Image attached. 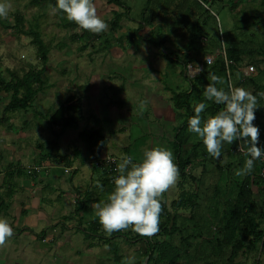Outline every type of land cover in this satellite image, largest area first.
Segmentation results:
<instances>
[{"label": "rangeland", "instance_id": "rangeland-1", "mask_svg": "<svg viewBox=\"0 0 264 264\" xmlns=\"http://www.w3.org/2000/svg\"><path fill=\"white\" fill-rule=\"evenodd\" d=\"M122 1L127 7L107 0H95L98 14L108 23V30L93 34L81 29L74 22L68 21L65 14L59 15L57 11L54 12L55 5L51 3L39 4L32 0H11L13 10L7 19H0V75L4 79H10L11 74H14L12 77L16 78L28 69L44 66L40 75L42 83L31 105L8 110L15 111L10 116L14 122L12 131L16 133L15 131L21 129L31 130L37 126V123H41L37 126L38 128L35 127L41 129V135L35 133L32 138H23L18 135L14 137L15 134L8 135L6 130L2 129L0 131L2 161L5 154L13 156L12 159L21 158L22 160L16 166L25 171L27 151H31V148L37 145V141H41L37 140L36 136L43 140V146L48 151L63 150L64 142L54 131L56 129L48 124L46 117L60 101L73 94L80 96L83 101L80 112L77 114L81 120L79 123L81 127L87 123L85 128L92 125L97 127V124L90 119L92 113L95 117L101 113L114 116L112 121L103 124L102 129L104 127L103 132L109 140L106 143L108 151L116 154L117 157L126 156L128 153L133 157L134 162H139L145 150L158 146H166L173 152V148L171 149L173 124L184 123L185 108H180L184 116H174L172 96L175 92H184L189 89L190 82L194 79L184 70L182 60H191L196 64L206 52L198 50V44L207 46L210 52L222 42L224 45L246 46L251 52L244 56L243 61L252 62L255 65V61L264 56V7L260 5V2L264 0L216 2L211 9L217 12L219 19L211 20L210 24L209 17L206 30L208 28L211 30L208 29L206 35L200 37L203 41L200 42L198 37L192 43L184 22L186 16L188 18L187 11L192 4H195L193 0H184V3H191L183 7L186 10L178 5L181 0ZM114 10L122 13L119 24L115 27L112 25ZM177 15L182 16L183 21H179L181 18L178 20ZM150 17L153 18L151 23L141 24L143 20L148 21ZM217 29L220 35L217 34ZM32 31L38 32L43 42L48 45V58L45 62L39 57L37 46L33 42ZM75 33L79 35L75 36ZM128 33L133 34L131 43L128 41ZM163 52H170L171 55L177 56L179 61L170 59ZM260 66L263 67L262 62ZM209 67H205V72L202 71L203 73L197 75L194 89L190 91L187 98V102L194 107L199 102L207 104L202 113L204 118L211 115L209 104L212 101H206L203 96L205 86L210 82V72L215 71V67L212 70ZM259 70L262 69L259 68ZM91 76H99L100 84L93 86L94 82H89ZM128 76H132L133 79L139 78L138 81L141 82L137 85L130 83L129 89L125 90V92L132 90L133 96L129 100L123 99V91L119 92L115 87L123 80H127ZM107 78L114 87L111 86L109 89L106 87L104 82ZM256 80L261 84L259 93L264 92V71L258 73ZM237 83L234 87H244L248 90L255 87L249 80H246L244 84ZM79 85L85 87L81 88ZM86 87H93L92 90L101 88L100 95L93 93L91 96L88 89L85 91ZM103 87L109 91L106 89L103 93ZM250 91L253 92V89ZM20 95H23L22 91ZM8 97L9 92L0 89V116L7 113L4 105ZM141 101H146V107L142 112ZM159 104L166 106L162 111L158 109L154 111L153 108ZM260 104L264 106V99H260ZM259 108L255 112L256 126L264 124V115L261 117ZM128 112L130 114L127 117L126 128L117 129L115 124L117 126L122 123ZM164 116H167L168 120L162 119ZM171 116L176 117L174 122L171 121ZM96 121L98 119L95 123ZM157 124H160L162 128ZM81 127L77 126L75 130H72L73 127H68L72 131L71 135L78 139V142L81 139L79 135ZM112 131H115V135L119 134L116 144L110 142L113 136ZM263 137L259 134V140ZM178 141L182 148V155L190 157V164L185 167V175H179L177 185L162 197L167 210L172 217H175L176 229L173 232L159 230L151 238L156 241L166 239L181 247L180 258L175 264H264V237H254L247 241L238 254L230 260L228 259L231 252L230 241L239 236V231L235 229L232 233L223 228L230 209L237 202H241L242 198L238 196V192L245 185L250 187V200L253 199L258 207L254 217L264 235V196L254 181L259 170V166H255L257 163L254 162V170L250 174L238 177L235 175V170L243 167L247 157L243 152L233 148L232 144L236 141L230 145H224L220 159H215L207 153L202 141L188 131V125L184 126L180 132ZM14 144L18 150H15ZM83 167L81 171L85 170L86 176L76 182L75 192L74 189L71 190L73 197L64 195L63 198H70L65 199L67 203L74 198V206L84 199L87 207L81 209L79 213L71 211L70 215L77 216V219L61 220L63 226L60 225V221L46 230L45 237L41 240L44 242L52 240L51 231L53 230H67L71 237L70 241L67 237L64 247L61 246V253H58L54 260L44 264H121L127 256H134L135 264H141V260L145 258L144 252L147 246L145 237L138 235L131 227L125 231L114 232L109 237L100 225L98 217L95 216L93 205L106 201L107 195L114 189V184H102L103 191L97 188L96 184L87 186L89 197L85 199V185L89 182V177L96 176L95 179L101 183L104 174L97 168L92 169L89 164ZM35 177L29 176L33 179V183L29 180L30 185H35ZM74 178L78 179V173ZM67 181H65L66 184H70ZM36 193L40 200L46 198L57 202L56 190H43L42 187L37 189ZM192 195H195L193 197L195 205L187 202L186 198L181 204L175 205L173 202L186 196L192 197ZM25 197V193L15 194V198L24 199ZM42 205L46 209H51L46 202ZM163 219L161 215V221ZM93 220L96 222L94 223ZM171 222L170 219L168 228ZM228 236L230 241L227 240ZM105 246H108L110 250H106ZM32 250H29V253L27 251L20 254L6 253V257L11 256L16 259L22 256V258L30 257L31 259L35 255ZM54 252L57 253L58 250ZM51 255L54 256V253ZM145 260H148L147 256Z\"/></svg>", "mask_w": 264, "mask_h": 264}, {"label": "clouds", "instance_id": "clouds-1", "mask_svg": "<svg viewBox=\"0 0 264 264\" xmlns=\"http://www.w3.org/2000/svg\"><path fill=\"white\" fill-rule=\"evenodd\" d=\"M12 10L11 0H0V19H7ZM53 11L62 12L68 21L93 34L108 30V23L98 14L95 0H56ZM210 80L212 82L205 86L203 96L206 101L223 105V108L204 118L202 113L207 104L197 103L194 115L188 119V131L202 141L207 153L215 159H220L225 144L240 141L238 150L241 151L246 145L244 165L235 170L236 176H246L254 170V162L264 157V147L258 146L259 128L254 124L255 111L262 106L260 99H264V92L254 95L244 87H230L226 91L217 87L223 83L221 77L210 74ZM145 107L146 101H141V112ZM174 160V153L166 146L145 150L139 162H134L132 156L121 158L113 191L107 195L106 201L93 205L95 216L107 236L130 227L142 237L159 232L162 197L179 181V168ZM95 186L103 191L99 181ZM14 234L9 222L0 218V247ZM105 249L110 250L108 246ZM121 264H135V257L127 256Z\"/></svg>", "mask_w": 264, "mask_h": 264}, {"label": "trees", "instance_id": "trees-1", "mask_svg": "<svg viewBox=\"0 0 264 264\" xmlns=\"http://www.w3.org/2000/svg\"><path fill=\"white\" fill-rule=\"evenodd\" d=\"M32 1L35 3H39V4L44 3V2L51 3L53 5L56 4V0H32ZM107 1L118 4L119 6L127 7L126 4L122 0H107ZM193 1L195 2V4H192V7L187 11L188 18L186 16L185 22H184L187 28V31H188L190 43H192L198 37H199L200 42L203 41L200 37L202 35L205 36L206 35L205 33H207V30L209 29L208 28L206 30V27L208 24L207 19L210 17L209 21L211 24V20L213 19L216 20L218 18L217 12L211 9L212 5H214L216 2L222 3L225 0H193ZM178 3H179L178 4L179 6H182V9L183 7H185L186 4L187 5L191 4V3H184V0H181ZM260 5L264 7V2L261 1ZM183 10H186V9H183ZM57 13L59 15L62 14V12L60 11H57ZM121 14L122 13L120 11L114 10V19L112 21V25L114 27L118 26L119 24L118 21H119ZM181 17L182 16H178V15L176 16L178 20ZM148 19H149L148 21L143 20L141 24L148 25V23H151L153 21V18L151 17ZM179 21H183V18H181ZM217 31H218L217 34L220 35L219 29H217ZM31 34L33 35V42L37 46V52L39 53L40 59L43 62L47 61L48 45L43 42L38 32L32 31ZM74 35L78 36L79 34L75 33ZM128 41L130 43L133 41L132 33H128ZM219 42H220V36H219ZM216 46H221V44L219 43V45H216ZM198 47H199L198 50L202 52H205V51L207 52L209 50L207 46H200L198 44ZM225 50H226L227 59H230L231 62L226 64L224 58L220 54L216 55L215 60L211 64H204L201 71L198 74H196L194 77H192L194 78L193 82L190 80V78H187L189 79V81H191L189 89H186L184 92H175V94H173L172 96L173 105L175 108L174 111L176 114H178L179 112L177 108H182V107L185 108V121L184 123L175 125L174 128H172L173 129V134H172L173 139L171 140L172 142L171 145H172L173 153L175 157L174 162L178 166L179 175L181 176L185 175V167L190 164V157L182 155V150H181L182 148L180 144H178L180 142L179 141L177 142V140H179L180 132L182 131L184 126L188 124V119L192 115H194V106H191V104L187 102V98L189 94L192 92L191 90L194 89V81L197 79V75L205 72L204 68L207 66H210L209 67L210 70H212V68L215 67V71H211L210 73L216 74L217 76L222 78L223 86H221V84H217V87H223L227 91L229 89V77L227 76V70H228L231 74L230 79L234 81V84H236V82L244 84L246 80H249L253 85H255L253 93L255 94L259 93L261 84L256 80V78L260 71H264V66L262 68L260 66L261 62H262V65H264V56H262V58H260L259 60H256L255 61L256 65H255L252 62L243 61L244 60L243 55H246L251 52L246 46L225 44ZM163 53L166 54L170 59L179 61L177 56L171 55L170 52H163ZM201 58L199 62L196 63L195 65L200 63ZM189 61L192 62L191 60ZM189 61L182 60V64L184 65V70H186V64ZM247 63L249 64L251 63L254 65L256 76H254L255 74H253L250 77L248 76L247 78H244L246 80H240L241 71H240L239 66L245 65ZM259 68L262 70H259ZM43 69H44V66H42L41 68L28 69L24 74L20 76L18 75L16 76V78L15 77L13 78L12 76L14 74H11L10 79H4L0 75V89L6 92H9V97H8L9 99L4 105L5 110H16V109L24 108V107L31 105L35 94L40 89V84L42 83V79L40 78V75ZM201 80L203 79L201 78ZM209 81L210 82H208L207 84L212 82L211 80ZM21 91L23 92V95H20ZM209 106L211 107L210 108L211 113H215L216 112L215 108L219 107V105L215 104L214 102L209 104ZM80 109H81L80 96L75 95V94L69 95L67 96L65 100L59 102L58 106L46 117V120L51 127L53 125H60L61 128L76 127L78 124L77 114L80 112ZM79 135L81 139L84 140L87 148L93 151L94 153H99L101 148L104 146L105 136L99 127L90 126L88 128H83L82 130L79 131ZM238 144H239L238 141L233 143L232 144L233 148L237 149ZM37 145L39 147H43V143L41 142H39ZM49 155H50L49 151L42 152L39 156V159H37V161H43V159H46ZM55 160L60 161L61 159L59 158ZM64 161L68 163L70 160L65 159ZM255 162L259 163V160H256ZM255 166H259V164ZM17 168H21V167H17ZM43 171L44 169H42L36 175L40 174ZM27 174L28 176L31 175L29 173ZM255 176H256V179L254 178L255 179L254 181L255 183L258 184V187L262 194V186H261L262 182L258 174ZM103 177L104 178L102 179L101 184H108V185L114 184V182H109L108 177H106L105 175H103ZM250 194H251L250 187L245 186V185L241 187V190H239L238 192V196L242 198L241 202H237L236 205L230 209L229 214L226 218V222L223 226V228L226 229V231H229L232 233L234 232L235 229H237V232L239 231V236L234 237L233 240L231 241L229 240V236L227 239L228 241H230V245H231V252H230V255L228 256V259L230 260L236 254H238L239 250H241L244 247L247 241L252 240L254 237H260V238L264 237L263 231L258 228V224L255 221L254 214L256 210H258V207L256 205V202L253 199L250 200ZM88 197H89V194L88 192H86L85 199ZM193 197H195V195H192V197L186 196L182 199L181 198L176 199L173 202L175 205L181 204L182 201H184L186 198L187 202H190L192 205H195V200L193 199ZM162 206H163V211L161 215H163L164 219L159 224V230H163L167 232L169 230L173 232L176 229L175 217L174 216L172 217L170 212L167 210L166 204L163 200H162ZM86 207H87V203L83 199L82 201L77 203V205L74 208V211L76 213H79L81 209H85ZM170 219L172 222H171V226L168 228V223ZM93 222L95 223L96 220H93ZM145 242L147 246H146V250L144 253H145V258L147 256L148 260L146 261L145 258H143L141 260V264H175L176 261L180 258L181 247L172 243L171 241H168L166 239L156 241L152 239L151 237H145Z\"/></svg>", "mask_w": 264, "mask_h": 264}, {"label": "crops", "instance_id": "crops-1", "mask_svg": "<svg viewBox=\"0 0 264 264\" xmlns=\"http://www.w3.org/2000/svg\"><path fill=\"white\" fill-rule=\"evenodd\" d=\"M217 19H219V17ZM222 45L225 47L224 43H222L221 46ZM221 46L216 47L215 49H213L210 52H215ZM242 46H244V45H242ZM206 53H209V52L207 51V52H205V54ZM244 56L245 55H243V58H244ZM247 64H249V63H247ZM243 66L244 65L239 66L240 71H241L240 72V80H246L244 78H247L248 76L250 77L253 74H255L254 76H256V72H254L250 75H247V76H243L242 70H241L243 68ZM262 66H264V65H262ZM185 73L186 72H184V75H185ZM227 76L229 77V88L234 87V81H232V79H230L231 78L230 72L227 73ZM110 80H111V78H110ZM127 80H123L122 83H118L115 87L117 88V91H119V92L123 91V94H124L123 99L126 98L129 100V99H131V96H133L132 90H130L128 92H125V90L129 89L130 83L137 85L141 82L138 81V80H140L139 78L133 79L132 76H128ZM92 81L94 82L93 86L99 85L100 84L99 76H96V77L91 76L89 79V82L93 83ZM105 81L106 82H104V83H105L106 87H108V89L111 86L114 87V84L111 85L110 84L111 82L109 83L108 78ZM79 87L83 88L85 86L79 85ZM87 89H88V93L91 94V96L93 93L100 95L101 88H99V90H97V89L92 90L93 87H90V88L86 87L85 91ZM106 89L107 88L103 89V93L106 92ZM108 89H107V91H109ZM251 89L254 90V88H251ZM260 90H261V88L259 89V92H260ZM258 99H260V98H258ZM80 101H81V107H82L83 101H82L81 97H80ZM124 103H125V100H124ZM160 104L157 107L153 108V110L156 111V109H158L159 111H162L163 107H165L166 105L161 106ZM101 105L103 107V104H101ZM169 105H171V103ZM154 106H156V105H154ZM222 108H223V105H221V106L219 105L218 108H215L216 109L215 113H211V110H210L211 115H215ZM177 109L179 110V112H178V114H176L174 111V113H175L174 116H181L182 110H180V108H177ZM259 109H260L261 117H262L264 115V113H263L264 106L262 105L261 108H259ZM14 112L15 111H8L7 110V113H5V115L0 116V131L3 129V130H6V133L8 135L15 134L14 137H16L18 135V136L23 137V138L24 137L32 138V137H34L33 134H35V133H38V135H41V129L35 128L37 126H40L41 123H39V124L37 123V126L33 127L34 129H31V130L30 129H21V130L15 131L16 133H14V131H12L13 126H14V122L12 120V117H10L12 114H14ZM167 113H168V111H167ZM129 114H130V112H128L127 116H125L123 118L124 121L122 123H119L117 126L115 124V127L117 129L123 130L126 128L127 117ZM211 115H209V116H211ZM182 116H184V115H182ZM95 118L98 119V121H96V123H95V120H96ZM113 118H114V116L107 115L106 113H104V114L101 113L96 117L92 113L90 116V119L93 120L94 124H97L96 126L99 127L102 130V132L104 129V127L102 129L103 124L106 122L112 121ZM170 118L172 119L171 120L172 122H174V120L176 119V117L173 118L172 116ZM162 119L168 120V117L164 116ZM80 121L81 120L79 117L78 118V124H77L78 128L81 127L79 125ZM167 124H168V122H167ZM175 125H176V123L173 124V126H175ZM85 126H82L80 128V130L85 128ZM157 126L162 128L160 124H157ZM52 127L54 129H56L54 131L57 132V135H60L59 137L64 142V144L62 145L63 150L58 149L59 150L58 152L49 151L50 155L46 159H43V162L46 163L47 168L45 167L44 171L35 177L36 182H35L34 186L29 184V180H31V179L26 174V172L21 168H16L17 167L16 164L19 161H21L22 159L21 158L19 159L16 157L14 159H12L13 156L11 157V155H9V154H7V155L3 154L4 160L2 161V159H1L2 153L0 152V167H1L0 168V171H1L0 172V218L6 219L9 222L10 226L14 229V233H15L14 236L11 237L3 247H0V264H44L50 260H54L56 258V255L58 256V253H61V250H60L61 246L64 247V243H65V241H67V237L70 241L71 235H70V232L67 230H63V231L53 230V231H51L52 232V237H51L52 240L51 241L44 242L41 240H43V238L45 237L44 234H45L46 230H48L49 227L50 228L54 227L55 224L59 223L61 220L62 221H68V220L70 221V219H77L76 218L77 216L72 217L70 215L71 211L74 210V208H75L74 198H73V200H71V202L68 201V203H67V201L65 199H70V198H63V196L64 195H66V196L72 195V197H73V191L75 192V190H76V188H75L77 185L76 182L77 181L79 182L83 177L85 178V176H86V173H85L86 171L85 170L81 171V169L84 168L83 166L85 164H89L92 166V169H95L93 167V165L91 164V158L94 157L95 155H97L98 153H94L93 151L89 150L87 148L84 140L80 139V137H79V139L81 142L79 141L80 142L79 143L78 139H76L75 137H73L71 135L72 131L70 130V128H68V127L61 128L60 125H53ZM58 127H59V129H58ZM76 127H73L72 130H75ZM257 127L259 128V134H262L264 136V124L263 125L260 124V126H257ZM43 128H46V127H43ZM165 128L167 129V127H165ZM2 136H4V135H2ZM104 136H105V143H104V146L101 148L100 152H105V151L109 150L106 147V143L109 142V140L106 138L105 134H104ZM35 138L37 140H41V141H37V144H38V142L43 143L42 142L43 140L39 139L38 136H36ZM117 138H119V134L115 135V131H114L110 142L116 144L118 142ZM239 142L240 141H238V143ZM258 146L264 147V137L259 140ZM14 147H15V150H18L17 146H15V144H14ZM124 148H127V147L124 146ZM171 149H172V146H171ZM236 150H238V147ZM246 150H247V146L244 148L243 151H241V150H238V151L245 153ZM47 151L48 150L44 146L39 147L38 145H36L34 148H31V151H27V153H26V164H28V162H31V163L37 162V159H39L40 154L42 152H47ZM127 155H128V153H127ZM59 158L61 159L60 161L55 160V159H59ZM65 159H68L70 161L68 163H66L64 161ZM257 165H258V162H257ZM65 166L72 167L71 171L65 170ZM80 171H81V174L79 173ZM77 173H78V179L74 178V176L76 177ZM32 177H34V176H32ZM95 177L96 176H90L89 177V182L86 183L85 189L87 188V186L96 184V182L99 181L98 179H95ZM74 179H75V181H74ZM65 181L69 182L70 184H66ZM73 185H75V186H73ZM42 187H43V190L44 189H47V190L51 189V190H56L58 192L56 194V196H57L56 197V201H57L56 203L52 202L51 201L52 199L44 198V199L40 200L38 198V194L36 193L37 189L42 188ZM71 190H73V191H71ZM86 190H85V193L88 192V194H89V191L88 190L86 191ZM40 191H42V189H40ZM16 193H25L26 197L24 199L15 198ZM43 202H46V204L48 206H50L51 209L49 210V209L44 208V206L42 205ZM53 203H55V204H53ZM67 206H68V210H66ZM55 212H58V213L55 214ZM62 221L60 223L61 226H63ZM36 227L38 229L40 228V230H38ZM48 236L49 235L47 234V238H48ZM68 243H70V242H68ZM60 244H62V245H60ZM31 249H33L32 251H33V253H35V255H33L31 257V259H29L30 257L29 258H22V256L20 257L21 259L20 258L15 259V258H12L11 256L6 257L7 256L6 253H8V255L10 253L12 254L13 252L14 253L18 252V254H20L21 252L27 251V253H29V250H31ZM54 250H58V252L55 253ZM52 253H54V256L51 255ZM35 257H37V260H35ZM32 260H35V261H32Z\"/></svg>", "mask_w": 264, "mask_h": 264}, {"label": "built area", "instance_id": "built-area-1", "mask_svg": "<svg viewBox=\"0 0 264 264\" xmlns=\"http://www.w3.org/2000/svg\"><path fill=\"white\" fill-rule=\"evenodd\" d=\"M220 54L226 64L231 62L230 59H227L226 56V50L225 47L222 45L219 49H217L215 52H209L202 56L201 61L199 64L195 65L193 62H188L186 64V71L188 73L189 77H194L196 74H198L204 64H211L214 60L216 55ZM242 75L247 76L255 72V67L253 64H246L243 66ZM227 73L229 71L227 70ZM122 157H117L116 154L105 151L102 153H99L91 158V164L94 165L95 168L99 169L106 177H108L109 182H114L115 177L118 175L116 168L118 164L121 162ZM259 171L258 176L262 182V195L264 196V157L259 159ZM47 165L42 161H37L34 163L26 164L25 170L27 173L31 174V176L36 175L39 173L42 169H44ZM47 168V167H46ZM72 167L65 166V170L71 171ZM31 183H33V179H31Z\"/></svg>", "mask_w": 264, "mask_h": 264}]
</instances>
